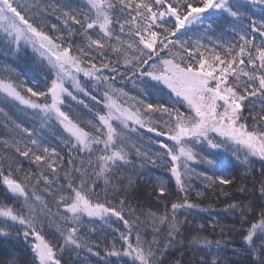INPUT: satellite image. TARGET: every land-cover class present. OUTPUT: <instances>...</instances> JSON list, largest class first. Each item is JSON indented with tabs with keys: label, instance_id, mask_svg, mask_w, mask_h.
<instances>
[{
	"label": "snow or ice",
	"instance_id": "1",
	"mask_svg": "<svg viewBox=\"0 0 264 264\" xmlns=\"http://www.w3.org/2000/svg\"><path fill=\"white\" fill-rule=\"evenodd\" d=\"M0 49L31 50L42 77H0V102L39 121L6 123L0 142V246L27 253L0 264H67L81 252L102 264H183L169 257L186 226L207 253L200 264H221L225 241L190 219L214 211L196 181L244 194L223 209L238 226L208 227L238 234L250 264H264V0H0ZM222 152L243 168L239 184ZM150 168L169 174L152 181L159 208L133 197ZM104 228L110 240L92 238Z\"/></svg>",
	"mask_w": 264,
	"mask_h": 264
},
{
	"label": "trees",
	"instance_id": "2",
	"mask_svg": "<svg viewBox=\"0 0 264 264\" xmlns=\"http://www.w3.org/2000/svg\"><path fill=\"white\" fill-rule=\"evenodd\" d=\"M259 13L257 12V16ZM6 50L0 49V77H9L11 76L17 82L26 81L29 85H34L35 81L38 79H42L37 70L36 64L34 63V58L31 50H28L27 54L21 53L20 55L15 54H5ZM14 71H9V70ZM126 90H128L131 94L135 95L136 90L131 87V85H126ZM0 101H2V94H0ZM0 107H4L8 112L10 121H6L4 116L0 114V142L4 139H10L11 133L10 130L5 128L6 123H10L14 121L15 123H19L24 127L39 128V121L37 118H34L32 115L31 109H25L24 106L19 105L17 103L9 101L7 104L0 102ZM75 112L76 109H73ZM82 115L86 116L87 113L82 110ZM136 134H133L135 137ZM151 135V134H147ZM6 151L3 148L2 143H0V152ZM225 162V166L230 170L225 175L233 176L237 182L240 183L241 175L243 172V168L239 164L238 161L231 155L229 152H222L220 154ZM25 167H27V163L25 162ZM168 173L161 171L158 168H150L145 174L138 180L137 186L133 191L134 199L140 200L144 204H150L154 208L162 207V205H158L155 199L152 196V181L156 177H161L165 180L168 179ZM247 183H251V181H247ZM195 187L199 190L208 192L207 198H201L199 203L203 206L207 207L211 205L214 211L211 212H199L193 210V214L190 217L191 220L195 221L197 224L204 223L206 225L205 230L203 231V235L207 236L209 239H223L227 246H222L220 250V261L221 264H250V257L244 251L242 238L233 232L226 233L223 237L220 235L219 228L213 229L208 227V225L213 220H219L223 225H231L237 224L238 219L224 213L223 209L226 203L232 200H242L246 199L244 194L239 192H233L231 197H220L218 193L213 195L209 190L205 189L199 181L195 182ZM170 191L173 192V196L170 199L175 198V184L174 181H171L169 184ZM3 193V189L0 188V194ZM191 199L196 200L195 192L191 193ZM119 226V225H117ZM198 229H195L191 226H186L184 231L185 236V245L182 249L176 250L174 255L169 257V261L171 262L174 259L181 258L183 260V264H200V257L203 255L207 259L206 251H197V246L190 245L188 240L190 236L194 234ZM111 230L104 228L102 232H98L93 235V239H102L104 236H107L109 240L111 239ZM150 238V237H149ZM101 246V250H102ZM233 249H239L237 254H233ZM181 253L183 255L181 256ZM9 254H14L17 257L24 258L27 253L26 250L21 245H10L5 244L0 246V259L8 256ZM87 257L88 264H102L98 257L92 256L87 252H81L79 258L73 254L71 258L68 256L65 257L67 264H80L84 258ZM115 259V258H112Z\"/></svg>",
	"mask_w": 264,
	"mask_h": 264
}]
</instances>
